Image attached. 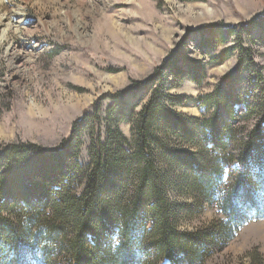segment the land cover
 Instances as JSON below:
<instances>
[{
    "label": "rangeland",
    "instance_id": "1",
    "mask_svg": "<svg viewBox=\"0 0 264 264\" xmlns=\"http://www.w3.org/2000/svg\"><path fill=\"white\" fill-rule=\"evenodd\" d=\"M262 17L264 0H0V145L33 143L45 149L58 148L72 137L75 122L99 107L101 126L93 120L88 123L80 135L78 155L74 151L79 163L87 167L93 129L106 137L108 108L114 103L110 95L135 88L136 82L152 77L176 53L196 60L205 68V75L201 84L190 74L181 84L164 91L187 97L184 104L171 107L187 118H197L194 123L207 129L216 106L209 109L205 101L201 105L199 97L214 92L222 78L236 68L239 46L251 50L253 69L264 73V30L252 24ZM218 23L238 32L227 41L218 35H202L201 29ZM235 45L237 48L230 51ZM225 54L228 56L222 61ZM255 72L229 79L222 89L251 106L235 104L232 97L228 105L235 107L237 117L228 121L222 114L221 120L232 127V137L225 154L228 159L222 156L225 173L211 202L203 201L201 206L186 188L170 189L171 199L192 207L190 212L178 211L177 227L194 231L212 222L228 221L221 200L228 196L236 179L247 177L254 197L249 206L256 207L257 212L250 214L243 206V220L221 246L211 251L205 264H264V189L245 170H239L234 159L240 139L257 124L264 125V104L254 106L257 99L264 103V90L260 94L256 88ZM169 79H174L173 74ZM152 92L153 88L145 87L121 104L134 106L139 113ZM131 123L120 124L130 139ZM178 146L195 149L185 141ZM261 177L264 179V173ZM73 181L72 190L80 192V178ZM24 221L32 237H39L35 251V241L28 240L27 264H71L62 233L45 243L42 237L50 226L39 230ZM111 229V241L116 246L120 239L117 226ZM139 261L152 264L146 255L139 256ZM160 264L171 263L164 259Z\"/></svg>",
    "mask_w": 264,
    "mask_h": 264
},
{
    "label": "trees",
    "instance_id": "2",
    "mask_svg": "<svg viewBox=\"0 0 264 264\" xmlns=\"http://www.w3.org/2000/svg\"><path fill=\"white\" fill-rule=\"evenodd\" d=\"M252 24L264 30V17ZM237 32L223 23L201 29L202 35H218L223 41ZM239 47L236 68L222 78L214 92L199 97L201 105L205 101L209 109L216 106V119L207 120V129L194 123L197 118H187L171 107L184 104L187 97L164 91L181 84L190 74L201 84L205 75V68L196 60L176 53L146 81L136 82L135 88L125 93L110 95L114 103L108 108L106 137L93 129L87 167L76 158L80 135L92 120L101 126L99 107L94 114L76 121L72 137L58 148L45 149L33 143L0 145V264H27L28 240L35 241L32 250H37L39 237H32L24 220L39 230L50 226L42 237L45 243L62 233L71 264H139V256L145 255L152 264L164 259L171 264H205L211 251L221 246L243 220L241 208L248 207L250 214L257 212L256 207L249 206L254 197L247 177L236 179L228 196L221 200L228 221L212 222L205 229L180 231L176 225L178 211L182 208L190 212L192 207L171 199L169 193L171 188H186L202 206L203 201L211 202L223 179L222 156L232 137L228 121L237 115L235 107L228 105L234 95L222 89L229 79L255 72L251 50ZM236 48L235 45L230 51ZM170 73L173 80L169 79ZM255 78L261 94L264 73L256 71ZM145 87L153 88V92L139 113L134 106L121 104L124 98ZM233 99L235 104L251 106L242 97ZM257 100L255 107L264 104ZM222 114L227 122L221 120ZM127 120L132 122V139L120 129ZM183 141L195 149L178 146ZM236 152L239 170H245L263 190L264 125L257 124L242 137ZM77 178L83 186L80 192L72 190ZM110 224L117 226L120 239L116 246L111 241L114 230Z\"/></svg>",
    "mask_w": 264,
    "mask_h": 264
}]
</instances>
